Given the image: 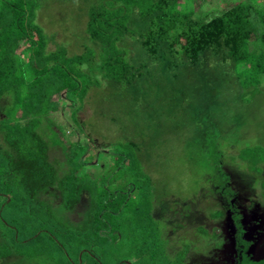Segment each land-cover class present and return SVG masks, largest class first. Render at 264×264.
I'll return each instance as SVG.
<instances>
[{"label": "trees", "instance_id": "16d2710c", "mask_svg": "<svg viewBox=\"0 0 264 264\" xmlns=\"http://www.w3.org/2000/svg\"><path fill=\"white\" fill-rule=\"evenodd\" d=\"M42 1L0 0V264H180L186 250L167 254L162 230L171 223L155 217L154 185L134 143L106 151L107 167L91 173L85 167L99 147L77 115L93 87L130 86L151 64L166 73L213 69L255 95L264 74V0H218L206 9L212 0H82L93 46L79 53L61 43L48 50L56 34L38 21ZM58 116H68L70 132ZM54 148L64 172L50 160ZM238 155L257 171L264 164L258 145ZM223 174L217 190L225 195ZM260 186L264 192V179ZM229 211L235 264H264L249 252L234 201Z\"/></svg>", "mask_w": 264, "mask_h": 264}, {"label": "rangeland", "instance_id": "374dc122", "mask_svg": "<svg viewBox=\"0 0 264 264\" xmlns=\"http://www.w3.org/2000/svg\"><path fill=\"white\" fill-rule=\"evenodd\" d=\"M210 3L203 4V9L216 6L218 0ZM41 4L38 21L47 32L56 34L48 50L55 49L54 43L75 53L82 52L84 44L93 46L84 34L82 0H43ZM127 43L134 48L131 41ZM211 71H179L178 81L169 82L170 72L151 64L146 77L130 86L93 87L89 105L77 115L89 125L99 147L93 165L85 167L91 173L107 167L106 151L112 152L124 142L134 143L141 166L154 185L155 217L171 223L168 232L162 230L167 254L175 259V250H186L180 264L236 263L233 238L237 227L228 212L233 201L240 209L244 237L252 240L249 252L255 259L264 258V192L260 186L264 164L257 171L238 155L248 146L264 148V74L262 88L252 96L235 80ZM61 118L58 116L60 124H67L70 132L68 116ZM90 149L94 151L92 144ZM212 151L217 162L208 157ZM50 160L59 173L66 170L58 148L50 152ZM223 173L230 180L229 187L222 189L225 195L217 190L224 181ZM231 194L236 197L229 201ZM82 208L80 204L77 211ZM217 208L225 210L224 217L218 214L214 218L212 212ZM72 216L79 218L76 212ZM215 228L220 232L214 234Z\"/></svg>", "mask_w": 264, "mask_h": 264}]
</instances>
